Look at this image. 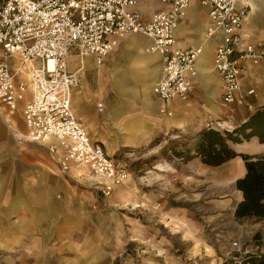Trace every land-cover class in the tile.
<instances>
[{
    "label": "built area",
    "instance_id": "built-area-1",
    "mask_svg": "<svg viewBox=\"0 0 264 264\" xmlns=\"http://www.w3.org/2000/svg\"><path fill=\"white\" fill-rule=\"evenodd\" d=\"M138 1L0 0V110L22 139L44 143L61 171L81 170L103 195L128 179L129 162L93 140L72 113L70 96L79 78L78 70H68L69 55L80 61L91 56L101 65L125 36H145L148 50L162 62L152 91L167 115L168 101L192 94L202 51L201 44L179 47L175 41V28L192 0H157L164 7L148 18L136 9ZM197 1L207 15L205 39L219 36L213 67L221 82L220 104L252 109L248 96L255 91L243 88L242 72L247 66L264 68V44L242 42L247 0ZM11 55L17 58L13 70L5 61ZM97 109L102 110L101 103ZM17 110L23 132L15 129Z\"/></svg>",
    "mask_w": 264,
    "mask_h": 264
},
{
    "label": "crops",
    "instance_id": "crops-1",
    "mask_svg": "<svg viewBox=\"0 0 264 264\" xmlns=\"http://www.w3.org/2000/svg\"><path fill=\"white\" fill-rule=\"evenodd\" d=\"M152 2L157 6L139 0L136 9L148 18L152 11L164 7V4L157 0ZM247 2L248 13L240 29L242 42L264 44V0ZM195 4L200 6L202 12L197 22L195 14L198 11L195 12L193 9ZM185 13L186 16L175 28L176 45L189 47L201 44L202 51L196 60L197 72L192 94L187 99L175 98L168 101L167 108L170 114L160 112V99L152 91L153 84L161 75L160 56L148 50V41L144 45L136 44L131 37L139 33H132L127 39L120 41L117 49L101 65L95 64L91 56H85L80 61L72 53L67 58L68 70H78L79 78V85L72 90L70 96L72 113L88 130L93 140L108 145L107 151L113 153L117 152L116 150L121 151V148L133 150L136 146L148 144L157 136H160L156 142L161 143L156 146L159 148L162 147L164 143L162 141L169 130H188L195 133L205 126L208 118L215 120L217 116L224 124H232L233 120L227 116V109L236 105H223L224 107L220 105L221 82L213 67L214 49L219 36L205 39L207 15L197 0L191 1ZM206 44H212L207 56L203 54ZM117 57L122 59L127 72L115 64ZM242 75L243 88L253 86L255 91L248 96V101L253 106L262 104L264 68L247 66ZM98 103L102 105L100 111L97 109ZM243 115L244 113L240 117ZM240 117L237 122L245 118ZM14 123L16 131L23 132V127H18L16 119ZM37 145L35 142L22 139L18 132L15 133L9 127L7 116L0 110V234H6L5 242L9 248H22L28 254H38L36 252L38 248L39 255H42L40 246L41 237L44 238L42 231L45 232L46 210L47 207L57 204L54 193L59 178L48 173L43 174V163L47 164L50 161L47 159L43 161L37 156L35 152ZM232 147L239 152H258L264 150V143L251 136L248 141L233 143ZM158 148H152V151ZM27 152H33L32 156ZM159 167L155 166V174L165 180L160 181L157 178L155 181L161 187L169 185L172 177L174 180L178 178L181 180V175L204 177L215 186H224L234 183L236 178L245 174L244 162L239 156L216 166L202 162L200 157H192L191 162L181 167L171 163H160ZM189 168L194 170H188ZM31 171L33 173H30ZM237 190L232 203V214L235 203L241 199V192ZM65 202L69 203L67 199ZM76 202L79 204L78 206L73 204L78 214L76 218L84 220L86 209L83 211L82 200H76L74 203ZM53 218L54 216L50 219ZM35 230L38 234L32 235V231Z\"/></svg>",
    "mask_w": 264,
    "mask_h": 264
},
{
    "label": "rangeland",
    "instance_id": "rangeland-1",
    "mask_svg": "<svg viewBox=\"0 0 264 264\" xmlns=\"http://www.w3.org/2000/svg\"><path fill=\"white\" fill-rule=\"evenodd\" d=\"M143 2L157 6L152 0ZM193 9L198 11L197 22L202 12L198 4L193 5ZM131 38L139 45L148 41L139 34ZM211 47L212 44H206L205 56ZM16 59L12 55L5 57L11 70L15 68ZM115 64L127 72L122 59L117 57ZM253 109L254 106L252 109L231 106L227 116L233 120L232 124H224L217 116L215 120L208 118L203 127L231 129L241 114L246 117ZM13 115L22 128L20 111ZM197 132L171 129L165 134L162 147H156L161 144L156 143L160 139L157 136L133 150H116L129 162V177L105 195L96 190L81 170L61 171L51 159L48 147L35 142L37 156L50 161L43 163V174L59 178L54 193L57 204L46 210L40 246L43 254L39 255L38 248V254L9 248L6 234H0V264H220L222 261L239 264L242 257L252 251L264 256V218H237L232 214V203L238 191L234 183L215 186L204 177L181 175V180L169 177L171 180L166 187L157 185L155 180L164 178L155 174V166L160 168V163H171L181 167L192 161V157L185 158L186 150H192ZM101 145L107 150L106 143ZM152 148L158 149L152 151ZM27 154L32 156L33 152ZM190 168L188 170H194ZM75 199L82 200L83 211L86 209L84 220L76 218L78 214L73 204H79L74 203ZM35 233L38 234L37 230L32 231V235Z\"/></svg>",
    "mask_w": 264,
    "mask_h": 264
},
{
    "label": "trees",
    "instance_id": "trees-1",
    "mask_svg": "<svg viewBox=\"0 0 264 264\" xmlns=\"http://www.w3.org/2000/svg\"><path fill=\"white\" fill-rule=\"evenodd\" d=\"M255 136L264 143V102L231 129L207 126L197 132L192 150L187 148L185 158L200 157L202 162L216 166L234 156H241L245 174L235 179L234 185L241 192L236 202L234 216L237 218H264V150L260 152H239L232 144L248 141ZM192 151V152H191ZM178 156L182 155L176 152ZM220 264H229L222 261ZM239 264H264V256L259 252L246 253Z\"/></svg>",
    "mask_w": 264,
    "mask_h": 264
}]
</instances>
